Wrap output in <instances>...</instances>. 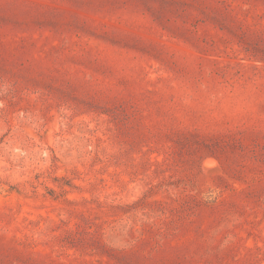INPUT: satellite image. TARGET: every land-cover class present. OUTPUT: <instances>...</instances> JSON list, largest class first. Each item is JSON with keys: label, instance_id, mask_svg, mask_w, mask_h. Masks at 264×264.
<instances>
[{"label": "rangeland", "instance_id": "obj_1", "mask_svg": "<svg viewBox=\"0 0 264 264\" xmlns=\"http://www.w3.org/2000/svg\"><path fill=\"white\" fill-rule=\"evenodd\" d=\"M0 264H264V0H0Z\"/></svg>", "mask_w": 264, "mask_h": 264}]
</instances>
